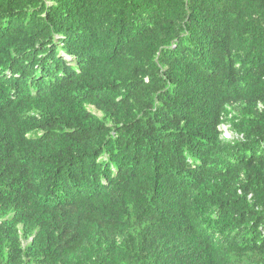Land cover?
<instances>
[{"label": "trees", "instance_id": "trees-1", "mask_svg": "<svg viewBox=\"0 0 264 264\" xmlns=\"http://www.w3.org/2000/svg\"><path fill=\"white\" fill-rule=\"evenodd\" d=\"M0 264H264V0H0Z\"/></svg>", "mask_w": 264, "mask_h": 264}, {"label": "rangeland", "instance_id": "rangeland-1", "mask_svg": "<svg viewBox=\"0 0 264 264\" xmlns=\"http://www.w3.org/2000/svg\"><path fill=\"white\" fill-rule=\"evenodd\" d=\"M223 130H224V135L226 137H229L230 136V133H229L228 129L225 126H223Z\"/></svg>", "mask_w": 264, "mask_h": 264}]
</instances>
